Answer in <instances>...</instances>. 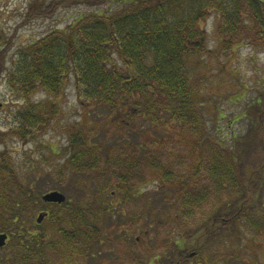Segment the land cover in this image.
Returning <instances> with one entry per match:
<instances>
[{
    "label": "trees",
    "instance_id": "trees-1",
    "mask_svg": "<svg viewBox=\"0 0 264 264\" xmlns=\"http://www.w3.org/2000/svg\"><path fill=\"white\" fill-rule=\"evenodd\" d=\"M111 2L118 6L116 10L83 15L67 29L52 32L22 49L11 69L8 56L13 42L0 30V83L7 81L27 100L24 111L17 112V126L8 135L28 138L47 128L57 119L58 105L29 104V98L42 93L58 96L73 83L82 106L93 105L96 112L105 108L102 116L95 114L99 119L105 117L104 129L93 131L81 126L70 132L67 162V168L75 174H93L99 198L117 188L128 200L131 190L157 183L173 189L176 197L185 201L181 207L194 214L206 206L204 202L212 207L213 201L226 193L231 198L223 205H214L219 208L199 228L201 237L212 224L232 229L243 221L253 233L261 235L264 91L246 110L248 114L255 110L253 107L258 111L249 132L234 137L228 150L208 134L201 112L204 103L198 84L192 81L190 62L205 54L214 56L205 30L212 15L218 18L220 48L226 55L247 40L264 43V0H52L45 8L34 1L20 26L51 17L62 7ZM173 125L194 136L182 141L192 146L193 153L204 147L208 162L199 158L180 173L173 168L174 163L164 161L162 146L169 137L162 133ZM0 166L4 167L2 174L9 177L0 190V233L9 235L6 247L13 252L0 257V264H47L45 239L37 231L41 226L35 218L43 209H48V221L66 237L53 251L59 250L67 264L85 256L92 241L100 237V229L93 227L99 209H94L97 215L69 201L61 205L45 203L42 195L36 199L31 186L26 188L19 181L14 188L9 185L18 179L9 161ZM183 211L176 214L180 223L192 216ZM101 212L109 214L110 210ZM62 223L70 228L59 229ZM183 227L188 228L186 224ZM186 253V248L176 245L177 262ZM214 262L210 259L209 264Z\"/></svg>",
    "mask_w": 264,
    "mask_h": 264
},
{
    "label": "rangeland",
    "instance_id": "rangeland-1",
    "mask_svg": "<svg viewBox=\"0 0 264 264\" xmlns=\"http://www.w3.org/2000/svg\"><path fill=\"white\" fill-rule=\"evenodd\" d=\"M34 1L45 8L52 0H0V30L5 39H12L13 42L8 56L9 69L19 52L31 43L52 32L67 29L83 15L108 13L111 9L118 8L113 2L101 6L77 4L59 8L51 17L37 18L20 26L28 7ZM218 26V18L214 15L205 24L208 47L214 56L205 54L201 59L194 58L190 63L192 81L198 84L202 95L204 104L201 112L206 120L208 134L214 138L212 141L220 140L229 150L234 137H241L249 132L252 118L258 114L255 107L253 109L256 113L252 110L248 114L246 110L250 109L254 100L264 91V43L257 44L247 40L234 46L226 55L220 48ZM26 102V98L12 89L7 81H1L0 164L9 161L10 167L18 174V179L11 180L9 185L14 188L19 181L26 188L31 186L36 199L48 192L59 191L72 205L87 207L93 213H96L94 209H99V215L96 213L98 218L94 220L93 213L91 218L94 221L93 227L100 229V237L92 241L89 252L79 261L68 263L156 264L155 258L160 253V248L172 250L179 244L187 249V255L191 259L188 264H208L207 260L210 259L215 261L214 264H264V233L259 236L253 233L247 221L236 224L237 227L232 226V229L212 224L208 230L212 236L204 233L201 237L202 231L199 232V228L219 208L214 205H223L231 198L226 193H223L220 200H214L212 207H208V201L204 202L207 203L206 206L193 214L190 213L191 209L181 207L185 201L178 199L173 189L160 187L157 183L141 187L140 190H131L128 200H125L126 197L117 188L107 191L99 198L100 189L93 174H75L70 171L67 168L71 155L70 132L81 126H87L93 131L104 129L103 122L106 120L105 117H95V114L102 116L105 108L96 112L93 105L82 106L73 83L58 96L42 93L29 98V104L55 102L58 105L57 119L47 128L28 138L8 135L17 126V112L24 111ZM185 132L179 125H173L166 127L162 133L169 137L162 146L164 161L174 163L173 168L180 173L199 161V158L209 161V157L204 154V147L193 153L192 146L182 141L194 137ZM99 138L103 139L104 135L99 134ZM262 139L264 140V133ZM3 168L0 166V190L4 183H8L4 181L9 179L2 174ZM185 175L186 173L183 176ZM205 181L207 183V179ZM261 202H264V189ZM43 206L41 204L40 209ZM108 208L109 214L101 212V209ZM42 211L48 209L38 210L35 218ZM181 211L192 216L180 223L176 220L179 219L176 214L181 215ZM48 220L46 218L41 227L37 228L45 239L46 263L67 264L62 261L59 250L53 251L65 242L66 237ZM183 224L188 228H184ZM25 226H29L28 222ZM62 227L70 228L67 223H62L59 229ZM74 242L79 241L75 239ZM78 248L83 250L84 246L78 244ZM10 249H0V257L12 254Z\"/></svg>",
    "mask_w": 264,
    "mask_h": 264
},
{
    "label": "flooded vegetation",
    "instance_id": "flooded-vegetation-1",
    "mask_svg": "<svg viewBox=\"0 0 264 264\" xmlns=\"http://www.w3.org/2000/svg\"><path fill=\"white\" fill-rule=\"evenodd\" d=\"M215 224H213L214 226ZM223 227V225H221ZM225 227V226H224ZM160 253L157 254V257L155 258V263L156 264H166L168 262H171V264H188L191 259L188 257L187 253L183 256H181L180 261L177 262V257H176V246L174 247V249H168L166 248L165 250L160 248ZM198 253V252H197ZM194 255H196V252L193 253ZM197 257V256H196ZM176 259V261H175ZM157 260V261H156ZM210 260H207L208 264H209ZM188 262V263H187ZM201 264H206V262H202Z\"/></svg>",
    "mask_w": 264,
    "mask_h": 264
},
{
    "label": "water",
    "instance_id": "water-1",
    "mask_svg": "<svg viewBox=\"0 0 264 264\" xmlns=\"http://www.w3.org/2000/svg\"><path fill=\"white\" fill-rule=\"evenodd\" d=\"M43 200L46 203L62 204L66 201V196L63 195L62 193L58 192V191H55V192H50V193L46 194L43 197ZM46 215H47L46 213H41L37 219V222L39 224H41L43 222V220L45 219ZM7 238H8L7 234H0V248H3L6 245Z\"/></svg>",
    "mask_w": 264,
    "mask_h": 264
}]
</instances>
